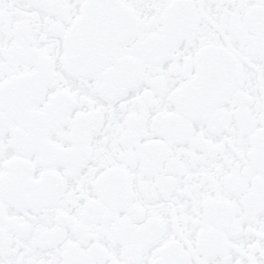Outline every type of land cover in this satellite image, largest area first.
Returning a JSON list of instances; mask_svg holds the SVG:
<instances>
[{
	"label": "snow or ice",
	"instance_id": "1",
	"mask_svg": "<svg viewBox=\"0 0 264 264\" xmlns=\"http://www.w3.org/2000/svg\"><path fill=\"white\" fill-rule=\"evenodd\" d=\"M0 264H264V0H0Z\"/></svg>",
	"mask_w": 264,
	"mask_h": 264
}]
</instances>
